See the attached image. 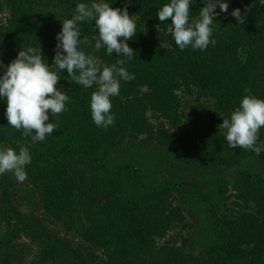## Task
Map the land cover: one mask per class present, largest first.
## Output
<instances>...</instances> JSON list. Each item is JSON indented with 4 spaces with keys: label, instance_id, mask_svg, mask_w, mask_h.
Instances as JSON below:
<instances>
[{
    "label": "trees",
    "instance_id": "16d2710c",
    "mask_svg": "<svg viewBox=\"0 0 264 264\" xmlns=\"http://www.w3.org/2000/svg\"><path fill=\"white\" fill-rule=\"evenodd\" d=\"M94 2L127 6L137 24L127 41L135 57L122 65L135 79L110 97L107 130L91 118L96 85L53 65L63 21ZM170 2L0 0V75L19 51L40 48L70 98L46 122L58 130L34 144L8 125L0 98V149L24 146L31 156L23 183L0 175V264H264V151L231 149L219 126L245 88L264 100V5L226 0L228 13L215 9V46L181 51L171 18L156 15ZM203 6L193 0L190 21ZM237 8L243 24L230 15ZM78 27L90 41L80 50L101 68L122 59L94 49V20Z\"/></svg>",
    "mask_w": 264,
    "mask_h": 264
},
{
    "label": "clouds",
    "instance_id": "9594fccd",
    "mask_svg": "<svg viewBox=\"0 0 264 264\" xmlns=\"http://www.w3.org/2000/svg\"><path fill=\"white\" fill-rule=\"evenodd\" d=\"M193 0H171L157 12L161 23L171 18L167 31L172 34L175 44L183 51L191 46L193 50H205L211 44L215 46L213 36L214 18L221 13H228L226 0H203L204 6L199 10V19L190 21V5ZM264 5V0H260ZM74 15L62 23L61 31L56 34V51L53 65L60 70H66L68 76L84 88L96 85L90 98L91 118L94 124L107 130L114 124L115 115L111 113L110 97L119 95L121 81L130 82L135 79L122 65L126 60H132L135 52L127 41L136 34L137 24L129 17L127 6L123 9L110 7L108 3L94 2L89 6L79 3L75 6ZM236 22L243 24L244 16L240 9L230 13ZM95 21L99 30L94 49L99 51L102 46L107 54H117L116 63L111 66H101L93 55L80 50V45L90 44L87 37L81 41L79 23ZM122 38V39H118ZM118 65H120L118 67ZM3 66V65H2ZM60 76L50 71L49 65L42 58L39 49L29 47L18 52L17 57L0 75V98L6 100L5 116L8 125L16 130H23L24 137H31V142H42L58 130L55 123H46L49 115L56 116L65 111L69 96L60 90ZM245 95L239 107L234 110L230 119H223L220 127L226 129V141L231 149H248L257 156L264 151V143L257 146L259 131L264 127V100L251 95V90L245 88ZM33 132L35 134H33ZM31 163L28 147H20L17 153L12 148L0 149V175L14 174L18 182L27 179L25 166Z\"/></svg>",
    "mask_w": 264,
    "mask_h": 264
},
{
    "label": "rangeland",
    "instance_id": "374dc122",
    "mask_svg": "<svg viewBox=\"0 0 264 264\" xmlns=\"http://www.w3.org/2000/svg\"><path fill=\"white\" fill-rule=\"evenodd\" d=\"M206 112H207V111H205V113H206ZM176 232H177V229H174V233H176ZM174 233H173V234H174ZM177 233H178V232H177Z\"/></svg>",
    "mask_w": 264,
    "mask_h": 264
}]
</instances>
